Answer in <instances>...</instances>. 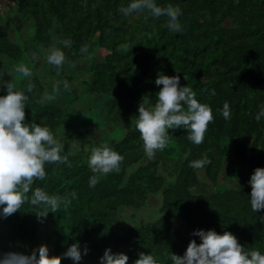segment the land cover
Here are the masks:
<instances>
[{"label":"trees","instance_id":"16d2710c","mask_svg":"<svg viewBox=\"0 0 264 264\" xmlns=\"http://www.w3.org/2000/svg\"><path fill=\"white\" fill-rule=\"evenodd\" d=\"M12 1L14 16L0 9V55L16 64L26 62L33 70L35 87L28 93L25 120L49 124L65 143L70 133L79 141L76 146L64 145L70 165L46 164L48 175L33 185L62 195L75 190L77 197L67 208L61 206L42 220L35 213L37 207L25 202L20 210L0 218V230L5 229L8 240L31 241L43 223L50 226L46 239H53L55 255L79 241L82 248H89L86 257L95 262H100L99 257L110 246L128 254L127 264H132L140 251H151L163 264H170L169 252L182 255L191 239L200 242L193 229L214 228L221 233L230 230L245 247L264 251V210L254 212L247 197L251 173L255 167L264 166V118L255 119L264 104V0H158L183 9L180 20L185 30L180 33L168 29L163 15H123L119 8L128 0ZM6 22L18 24L8 29ZM22 31L28 35L22 36ZM64 38L72 39L70 47L62 43ZM125 42L134 45L124 51L118 45ZM85 43L89 51L81 54L79 49ZM52 46L61 47L70 59L59 73L45 58ZM85 57L90 65L78 71L84 72L79 81L70 68ZM16 64L10 62L7 72L11 82L21 75L15 71ZM160 71L179 74L181 85H191L197 98L212 106L215 118L209 122L204 142L189 141L184 128L169 129L170 139L177 138L188 150L172 181L159 172L158 159L134 167L121 161L117 170L100 176L90 187L88 178L93 173L87 156L93 145L107 140L124 158L134 154L133 160L139 157L137 152L145 151L135 117L125 120V107L136 105L143 96L155 101L161 86L154 80ZM64 78L74 83L73 88L64 89L61 84L58 92H51L52 97L53 93L59 96V102L68 96L64 105L54 97L39 102L50 94L48 89L56 79ZM24 79L20 77L19 88H26L28 80ZM79 85L84 92L80 95L89 103L81 110L76 106L71 109L70 102L79 97ZM212 88L215 95L209 91ZM93 98H98L96 104L103 110H93ZM225 101L230 103L231 119H225L220 111ZM69 120L77 126L70 125ZM93 126L102 129L97 137L93 136L97 130ZM204 153L211 157L210 164L201 169L190 166L191 160ZM245 158L249 165L247 181L241 186L218 181L225 160L232 164L237 177V162ZM199 170L212 185L211 191L196 190ZM155 192L161 193L157 218L117 232L114 227L121 207L141 208ZM70 262V258L61 259V264Z\"/></svg>","mask_w":264,"mask_h":264},{"label":"clouds","instance_id":"9594fccd","mask_svg":"<svg viewBox=\"0 0 264 264\" xmlns=\"http://www.w3.org/2000/svg\"><path fill=\"white\" fill-rule=\"evenodd\" d=\"M119 11L125 16L144 13L145 18L163 15L167 17L166 24L170 31L180 33L185 30L180 20L183 9L179 4L169 2L163 5L158 0H128L126 4L120 5ZM62 43L70 47L73 41L64 38ZM133 45L125 42L118 47L128 51ZM79 51L81 54L88 53V44H82ZM32 55L35 57L37 53L33 52ZM45 58L49 65L56 66L57 73L67 59L65 51L56 46L49 48ZM15 71L28 78L25 89L6 80L5 72L0 71V92H4L0 94V218H7L28 202L37 207L35 213L42 220L49 212L61 206L67 208L72 199L77 197V192L73 190L69 195H62L50 193L41 186L33 188L35 180H43L48 175L46 164L70 165L71 161L64 149L65 140L58 137L49 124L35 120L26 122L25 109L30 100L28 93L35 87L31 79L33 70L26 63H20L15 66ZM180 80L179 74L168 75L160 71L154 80L156 85L161 86L155 93V101L148 95L143 96L138 104L135 127L149 158L167 147L172 136L169 129L184 128L189 141L194 144L203 143L209 122L215 118L212 106L199 100L193 87L181 85ZM61 84L64 89L71 87L66 78L56 79L52 85L53 90L58 92ZM209 91L211 95L216 94L215 88ZM52 98L51 94H47L39 102ZM220 111L225 119H231L228 101L223 103ZM262 118L264 104L259 106L255 114L257 121ZM123 159V155L107 140L93 145L87 156L88 167L93 173L88 178L89 186L94 187L100 176L117 170ZM189 163L201 169L211 163V157L204 153ZM247 183L251 185L250 194H247L251 209L254 212L264 210V166L255 167ZM193 235L198 236L200 242L191 239L182 255L169 252L170 264H264V251L245 247L230 230L221 233L214 228H197L193 229ZM49 251L46 243L32 248L28 253L18 250L0 251V264H61L62 257L70 258L76 264L88 253L89 248L85 245L82 249L79 241H76L59 255H50ZM99 261L100 264H127L129 256L124 251H113L108 246ZM132 264H163V261L157 259L151 251H140Z\"/></svg>","mask_w":264,"mask_h":264},{"label":"rangeland","instance_id":"374dc122","mask_svg":"<svg viewBox=\"0 0 264 264\" xmlns=\"http://www.w3.org/2000/svg\"><path fill=\"white\" fill-rule=\"evenodd\" d=\"M14 2L12 0H0V9H2L3 11H7L9 12L12 16H14V10L12 9ZM10 21V19H9ZM16 21V20H15ZM17 22H15L14 24H12V22L8 23L6 22V26H8V29L10 27H15L17 26ZM15 25V26H14ZM59 28V26H58ZM22 36H26L28 35V32H24L22 31ZM12 35V33H11ZM14 35V34H13ZM12 35V36H13ZM19 40H24L22 37L19 38ZM18 43H22V42H18ZM67 57V56H66ZM70 61L69 58L66 59V63H68ZM10 62L12 63V65H15L16 63L4 58V56L0 55V67H2V71L5 72V76L4 78L6 80H10V74L9 73V65ZM21 63H26V62H21ZM28 65V63H26ZM73 64V63H72ZM17 65V64H16ZM90 65V63L88 62L87 58L85 57L84 59H81L79 61L76 62V64H73L71 66L70 69L73 70V72H75L76 76L79 77V81L80 78L83 77L84 72L80 71L78 72L81 68L85 69ZM12 68V67H10ZM69 67H67L68 69ZM8 72V73H7ZM18 73V72H17ZM16 73V74H17ZM21 78H23L22 74L15 79V81L13 80L12 82L14 84H16L17 86L19 85V82L21 80H19ZM13 79V78H12ZM28 80V78H25ZM24 79V80H25ZM18 80V81H17ZM76 82H78V79H75ZM71 87L69 88L72 89L74 86V83L71 81L70 82ZM78 90L79 91V97L77 96L76 98H74L70 104H69V108H74V106L79 107L80 110L84 107L83 105H87L89 102L85 100H83V95L81 96L80 94L84 92L81 90V86H78ZM48 92L52 95L51 92H54L53 87H50L48 89ZM81 92V93H80ZM53 97L56 100V102L60 103L61 105H64L65 102L68 101V96L63 99V100H58V95H56L55 93H53ZM85 97V95H84ZM102 99H106L107 95H103L101 96ZM94 104L93 106V110L95 109L97 112L100 110H103L104 107L99 106V104H96V102L98 101V98H93ZM138 104L137 103V109H135L134 106H136L135 104H126V118L125 120H132L134 117L136 119V115L138 114ZM99 108V109H97ZM119 110L116 111V113L118 114ZM99 113H102L99 112ZM71 123L70 125H76V122L74 123L73 121L69 120ZM80 129V127H78ZM92 128L97 129L96 132L94 133L93 136L97 137L99 136L98 134L102 131V129H100V126H93ZM70 136V140L68 142L65 143L66 147H72V146H76L79 138H76L74 135L71 136V133L69 134ZM141 152V153H140ZM188 150L187 148L175 137H173L172 139L169 140L168 145L165 149L163 150H158L155 154V156L153 158H149L146 154L145 151H139L137 152V160H133V156L134 154L128 155L127 157H125L122 162L123 163H129L130 165H132L131 167L137 166L140 163L143 162H147L149 160L152 159H158L160 161V165H159V172L166 178V180L169 182L170 180L172 181L174 178V173H176L177 170V166L180 162L181 159H183L186 154H187ZM235 167V166H234ZM237 167L239 170V174L237 175V177H235L233 175V166L232 164L228 161L225 160L224 165L222 167V170L220 172L219 175V179L218 181L220 183L223 184H237L238 186H240V184L242 182L247 181L248 176H249V165H248V160L247 158H245L244 160H239L237 162ZM198 176H199V183L198 186L196 187L197 191H202V192H207V191H211L213 189L212 185L208 182V180L205 178L203 170H199L198 171ZM161 203V193L160 192H155V193H150L149 197L147 198L145 204L138 209H133L130 207H126V206H122L119 212V218L117 221V225H115V230L117 232H121L123 230V228L125 226H129L133 223H138V222H147V221H151L153 219H156L158 216V212H157V208ZM174 224L177 223V220L173 221ZM50 226L49 224L44 225L43 223L39 224V230L35 236V238L31 241L28 242H22V241H18V240H8L5 236V229H1L0 230V251H6V250H18V251H23V252H30L32 250V248L40 245L41 243H46L49 247V254L52 255V249H53V239L49 238L48 240L47 238V232L49 230ZM81 246V245H80ZM82 248V246H81ZM83 249V248H82ZM69 264H73V261L71 260V262ZM76 264H100V262H95L90 260L89 258L86 257V255L83 256V259L79 262H76Z\"/></svg>","mask_w":264,"mask_h":264}]
</instances>
